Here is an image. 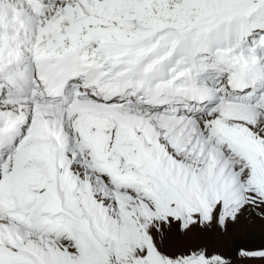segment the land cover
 Instances as JSON below:
<instances>
[{
    "label": "snow or ice",
    "instance_id": "6c2138e0",
    "mask_svg": "<svg viewBox=\"0 0 264 264\" xmlns=\"http://www.w3.org/2000/svg\"><path fill=\"white\" fill-rule=\"evenodd\" d=\"M264 226V0H0V264H236Z\"/></svg>",
    "mask_w": 264,
    "mask_h": 264
},
{
    "label": "bare ground",
    "instance_id": "6f19581e",
    "mask_svg": "<svg viewBox=\"0 0 264 264\" xmlns=\"http://www.w3.org/2000/svg\"><path fill=\"white\" fill-rule=\"evenodd\" d=\"M226 237L227 235L225 236V239ZM245 242H248V243L251 242L254 244H256L257 242L264 243V226H262L259 222H257L253 225L248 226L247 228H242L234 232V238L231 243L232 245L229 249H232L233 247L237 248V246L239 245H245L246 247L251 246L250 244H246ZM252 248H255V247H252Z\"/></svg>",
    "mask_w": 264,
    "mask_h": 264
},
{
    "label": "rangeland",
    "instance_id": "374dc122",
    "mask_svg": "<svg viewBox=\"0 0 264 264\" xmlns=\"http://www.w3.org/2000/svg\"><path fill=\"white\" fill-rule=\"evenodd\" d=\"M227 235V237H226V241H227V244H228V247L230 248L231 247V243H232V240H233V238H234V233L233 234H226ZM242 241V240H241ZM243 242V241H242ZM246 244H250L251 246H247V248H252V247H258V246H264V243L262 242H257L256 244H254V243H251V242H245ZM254 244V245H253ZM238 247H246L245 245H239ZM232 249H234V247L232 248ZM255 264H262V262L260 261V262H255Z\"/></svg>",
    "mask_w": 264,
    "mask_h": 264
}]
</instances>
